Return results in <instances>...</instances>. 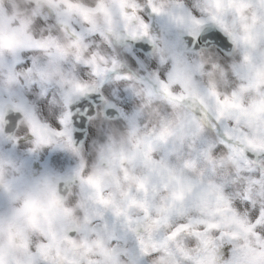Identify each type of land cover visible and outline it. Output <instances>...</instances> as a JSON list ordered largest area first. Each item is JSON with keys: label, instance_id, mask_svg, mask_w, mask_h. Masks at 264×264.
Instances as JSON below:
<instances>
[{"label": "clouds", "instance_id": "obj_1", "mask_svg": "<svg viewBox=\"0 0 264 264\" xmlns=\"http://www.w3.org/2000/svg\"><path fill=\"white\" fill-rule=\"evenodd\" d=\"M0 264H264V0H0Z\"/></svg>", "mask_w": 264, "mask_h": 264}]
</instances>
